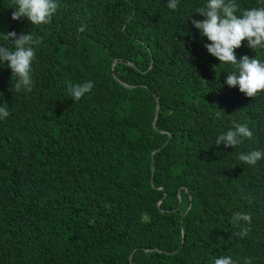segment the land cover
I'll list each match as a JSON object with an SVG mask.
<instances>
[{
	"label": "trees",
	"instance_id": "16d2710c",
	"mask_svg": "<svg viewBox=\"0 0 264 264\" xmlns=\"http://www.w3.org/2000/svg\"><path fill=\"white\" fill-rule=\"evenodd\" d=\"M57 3L33 26L0 0V31L36 41L30 92L12 91L0 67V264H264V159H237L264 151V91L223 84L191 27L203 0ZM235 51L255 55L243 41ZM85 81L93 88L72 100L67 87ZM233 123L252 137L213 144Z\"/></svg>",
	"mask_w": 264,
	"mask_h": 264
},
{
	"label": "clouds",
	"instance_id": "9594fccd",
	"mask_svg": "<svg viewBox=\"0 0 264 264\" xmlns=\"http://www.w3.org/2000/svg\"><path fill=\"white\" fill-rule=\"evenodd\" d=\"M179 0H166L165 6L175 11ZM264 4V0H261ZM58 7L57 0H13L12 20L26 18L33 26L47 25ZM202 19H192L191 27L197 30L202 38H206L203 47L206 52L219 61L220 72L226 73L223 84L228 88H237L246 97H255L264 91V6H255L238 10L236 0H203L202 7L195 10ZM192 15V14H191ZM191 15L189 17H191ZM188 17V19H189ZM0 67L7 66L12 74V91L30 92L33 85L32 64L34 61L36 43L33 33L15 31H0ZM244 46L255 52L253 57L240 55L237 58L236 49ZM10 45L11 47L7 46ZM13 77L15 78L13 80ZM93 88L91 81L72 84L67 87V94L72 100H80ZM3 94L0 93V101ZM223 112L217 110L220 117ZM9 116L7 103L0 102V121ZM252 131L247 123H233L225 131L216 135L214 143L225 148L239 145L246 138H251ZM237 159L247 165H255L264 159V151L251 150L238 153ZM161 203V202H160ZM234 222L243 221L246 225L250 217L245 213H235ZM247 227H241L240 237L248 234ZM211 264H234L232 257L221 255L212 258ZM244 264H250L245 260Z\"/></svg>",
	"mask_w": 264,
	"mask_h": 264
},
{
	"label": "water",
	"instance_id": "95a60500",
	"mask_svg": "<svg viewBox=\"0 0 264 264\" xmlns=\"http://www.w3.org/2000/svg\"><path fill=\"white\" fill-rule=\"evenodd\" d=\"M153 65H154V61L152 60V63H151L150 68H152ZM160 108H161V104H160L159 99H157V112H156V119H157L158 116H159ZM160 150H161V149L157 150L156 152H153V166H154V155H155V153L159 152ZM153 171H154V170H153ZM187 192H188V190H187Z\"/></svg>",
	"mask_w": 264,
	"mask_h": 264
}]
</instances>
